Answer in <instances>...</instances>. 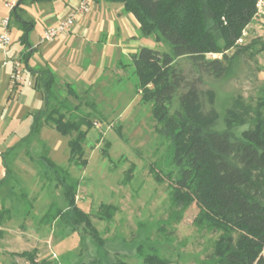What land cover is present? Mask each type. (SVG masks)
<instances>
[{
	"label": "trees",
	"instance_id": "trees-1",
	"mask_svg": "<svg viewBox=\"0 0 264 264\" xmlns=\"http://www.w3.org/2000/svg\"><path fill=\"white\" fill-rule=\"evenodd\" d=\"M110 1L120 3L123 11L133 16L141 36L151 35L156 42L164 40L170 44V52L142 46L130 54V60L136 91L143 103H150L154 132L167 142L168 160L176 169L166 174L171 204L184 211L195 203L199 210L193 223L217 232L213 251L203 264H264V97L252 103L239 94L234 96L222 118L225 128L216 129L219 113L214 107V92L206 91L210 106L205 110L201 102V75L188 78L179 61L187 59L198 74L220 77L230 61L264 52V41L257 35L237 43L242 30L251 22L256 0ZM18 6L12 10L15 18H20ZM22 27L21 40L25 43L30 28ZM211 53L217 56H208ZM35 85L44 94L45 106L33 114L24 139L32 141L43 124H48L61 135L70 136L69 162L85 166L83 142L94 127V119L102 115L94 102L83 99L89 88L78 91L66 84V93H58L61 86L47 68L37 71ZM241 125L248 127L235 136L232 128ZM116 129L119 132V125ZM107 145L106 141L104 146ZM39 159L62 187L68 208L77 213L74 221H84L91 228L92 237L101 243L88 214L76 204L78 180L46 153ZM150 171L157 181L162 180L155 168ZM131 173L132 167L125 180ZM3 181L1 178L0 183ZM100 206L99 217L110 219L114 206ZM2 211L6 213L8 209L0 211L1 219ZM61 214L60 209H49L42 220L51 223ZM36 252L35 248L10 252V264H21L14 257L28 264H51L38 259ZM137 253L143 264H177L153 249L145 252L139 246Z\"/></svg>",
	"mask_w": 264,
	"mask_h": 264
},
{
	"label": "rangeland",
	"instance_id": "rangeland-1",
	"mask_svg": "<svg viewBox=\"0 0 264 264\" xmlns=\"http://www.w3.org/2000/svg\"><path fill=\"white\" fill-rule=\"evenodd\" d=\"M118 5L116 3L114 6ZM106 29L114 31L113 34L108 32L114 40L108 43L106 55L99 57L91 45V52L84 62L86 65L90 61V65L78 67L84 82L73 86L82 91L87 90L89 81L93 82V87L89 88L91 91L83 99L94 102L102 113L101 117L94 119V127L88 131L83 142L84 157L87 159L85 166L69 162V135L42 127L35 139L26 141L24 138L30 131L34 115L28 114L20 119L21 108H13L8 120L0 122V140L7 138L12 130L16 135L9 143L13 147L7 153L4 150L2 156L0 154V179H5L0 185V198L7 195L6 199L11 202L4 206L0 199V211L8 208V212L2 211L0 218V226L6 225L3 226L6 232L1 230L0 264L11 263L8 250L16 247L11 238H16L15 232L21 231L18 229L21 224L25 232L20 236V245H23L22 241L33 245L28 248H36L37 258L51 264H143L137 253L139 246L145 252L156 250L161 257L177 264H203L206 256L213 251L217 232L193 223L198 206L192 203L182 211L170 202L166 174L174 173L176 169L168 160L167 142L154 132L150 103H143L136 91V77L126 53V50L132 49L135 40H120L122 34L118 31L128 30L124 21L120 23L115 19V23L108 24ZM138 39L145 46L171 51L167 41L156 42L154 36H141ZM78 49L77 58H85V50L82 51L80 46ZM179 61L188 78L201 75V102L205 110L210 106L206 91L214 92V107L219 113L214 125L216 129L225 128L222 118L234 96L239 94L252 103L264 97V52L230 61L220 77L205 72L198 74L187 59L181 58ZM63 92L66 93V90ZM82 108L85 107L82 105ZM118 125L119 132L116 129ZM247 127L235 126L232 132L240 136ZM38 141L46 143L48 148H42ZM106 141L108 145L105 147ZM22 147H25L31 162L17 156L14 162L21 174L6 173L7 169L13 167L11 155L21 151L19 149ZM103 149H106L104 153ZM43 153L78 180L76 204L88 214L101 243L92 237L91 228L84 221H74L78 218L77 213L68 208L62 187L39 159ZM131 167V176L125 180ZM151 167L158 171L161 181L153 177ZM22 177L24 181L20 180ZM102 203L114 206L110 219L99 217ZM49 209H60L62 212L51 223L42 220ZM14 259L28 264L20 257Z\"/></svg>",
	"mask_w": 264,
	"mask_h": 264
},
{
	"label": "crops",
	"instance_id": "crops-1",
	"mask_svg": "<svg viewBox=\"0 0 264 264\" xmlns=\"http://www.w3.org/2000/svg\"><path fill=\"white\" fill-rule=\"evenodd\" d=\"M6 1H14L15 5H19L17 12L20 18L12 16V10L10 11L5 6ZM76 1L77 0H0V32L2 31L1 20L6 15H9V35L11 37V43L6 52H2L0 49V122L8 120L13 108H21L19 113L20 119H23L28 114L33 115V113L44 108V94L40 88L35 85V78L39 69L47 68L55 75L58 84L61 86V89H58V93L65 94L63 91L65 90L64 87L66 84H70L72 87L75 83L83 84L84 81L80 78L82 74L79 72L78 67L81 68V65L82 67H88L90 65V61H88L86 65L84 62L87 59L86 55L91 52V45L94 47L97 55L104 58L108 51V43L114 40L113 35H108V32L113 34L114 31H108L106 26L108 27V24L112 25L115 23V19L119 20L120 23L124 21L128 26V30L118 31L119 34H122V36L119 37L120 40H135V43L131 46L132 49L126 50L129 58L130 54L137 52L140 47L145 46L144 43H141L138 39L141 36H139L138 23L133 16L124 12L120 3V5L114 6L117 2L110 0H93L89 11L85 14L76 16L74 24L66 33L60 35L51 42L39 43V37L44 28L56 23L66 16L70 9L76 4ZM106 14L109 15L106 16ZM103 22L106 23L104 24ZM21 24L23 26L29 25L30 28L25 43L21 40L23 34V27ZM103 27L105 28L103 29ZM84 40L86 44L82 45ZM79 46L82 48V51L83 49L85 50V58H77L76 54L77 50L79 51ZM128 47H130V44ZM14 57H18L21 60L23 70L21 83L12 89L9 85V75L11 71L10 60ZM28 82H31V84H28ZM89 83H85V85L89 84L88 88L93 87L94 83L91 81H89ZM89 90L91 91V89ZM69 98L72 100L74 99L72 96H69ZM42 127L53 129L47 124H43ZM14 136H16L15 130H12L7 138L0 140V149H2L0 153L1 156L5 153L3 152L4 150H6L7 153L8 150L13 147L9 146V143ZM39 143L42 148H48L46 143ZM16 145L19 146L20 143ZM19 150L21 151H15L11 155L10 160L13 167L8 169L6 173L13 172L17 175L21 174L20 171L17 170L14 162L17 156L30 159L31 162V157L28 158L26 155L25 147ZM23 178L24 177L20 180L24 181ZM3 182H1L0 185L3 184ZM6 196L7 195L0 198L3 200L4 206L11 203L6 199ZM3 226H0V230L6 232ZM18 229L21 231L15 232L16 230H14L17 235L16 238H11V242L16 247L21 246L20 236H23L25 232L23 224H21ZM2 236L3 234L0 238L3 239ZM8 236H10V234L7 235V237ZM21 244H23L21 246L22 248L20 247V249H17L16 247H11L8 253L30 250L28 247H33V245H27L28 243L23 241Z\"/></svg>",
	"mask_w": 264,
	"mask_h": 264
},
{
	"label": "built area",
	"instance_id": "built-area-1",
	"mask_svg": "<svg viewBox=\"0 0 264 264\" xmlns=\"http://www.w3.org/2000/svg\"><path fill=\"white\" fill-rule=\"evenodd\" d=\"M93 0H77L76 4L70 9L66 16L58 20L56 23L48 25L42 31L39 37V43H47L55 40L60 35L66 33L74 24L75 18L78 15L85 14L89 11ZM5 6L11 11L15 6L14 1H6ZM9 15H6L1 20L2 31L0 32V49L6 52L11 37L9 35ZM257 35L264 41V0H256L255 11L251 18V22L242 30L241 36L237 39V43H242L247 37ZM208 56H217L216 54H208ZM11 71L9 75V85L13 89L22 81L23 66L18 57L10 60ZM31 84V82H28Z\"/></svg>",
	"mask_w": 264,
	"mask_h": 264
}]
</instances>
